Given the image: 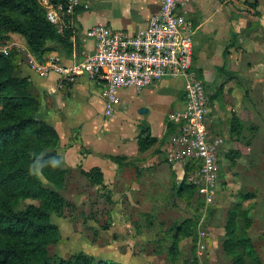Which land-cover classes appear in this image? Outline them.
<instances>
[{
    "label": "crops",
    "instance_id": "crops-1",
    "mask_svg": "<svg viewBox=\"0 0 264 264\" xmlns=\"http://www.w3.org/2000/svg\"><path fill=\"white\" fill-rule=\"evenodd\" d=\"M82 1L89 8L73 16L71 53L53 51L44 54L41 59L55 55L63 65H69L73 62V53L80 60L85 54L92 52L94 41L85 36L86 30L91 26L101 24L114 30L134 33L148 26L151 14L158 8L157 0ZM230 1L233 0L184 1V9L196 27L193 66L205 79L214 73L219 78L227 79L225 73L216 69L226 65L227 71L233 73L235 79H227L225 84L235 87V92L241 98V101L231 100L230 116L231 112H235L241 120L240 113L247 111L258 132L254 116L264 108V0H243V5H240L244 9L242 18L234 15L228 8L226 3ZM249 2H257L256 7H250ZM255 12L259 17L253 21L250 13ZM10 37L16 38L17 35ZM230 43L224 57L223 52ZM22 69L30 76L31 91L40 98L36 117L51 125L60 137L57 151L63 157L67 170L65 184L60 189L61 195L70 204L85 202L94 196L100 198L102 207H105L107 203L101 194H104V190L108 191L112 200L111 207L100 212L102 216L99 217L107 218L111 215L114 219L112 231L120 235L131 232L135 227L129 214L133 209H140L137 214L134 213V218L146 214L151 217L154 205L166 195L168 184L173 182L172 174L176 177L175 184L178 186L181 183L180 166L168 162L166 158L165 146L168 139L161 141L170 113L183 107L184 92L181 82L163 79L138 94L132 89H122L118 93L119 100L113 116L106 118L99 82L80 76L75 82L60 88L57 75L40 78L25 64H22ZM242 86L245 89L243 95L237 89ZM141 109L144 111H140ZM221 113L224 112L215 100L214 108H209L208 119L209 130L215 135L217 134L210 127L220 124L223 119L227 121ZM229 121L230 119L223 134L227 138L230 137ZM127 122L131 129L129 135L122 130ZM112 124L122 126L119 133L110 134L108 130ZM143 131L156 137L158 142L149 149L140 151L137 140ZM244 137L243 130L241 139ZM250 146L251 142L248 147ZM223 151L224 146L220 154V168L224 158ZM109 156L122 157L123 165L112 161ZM91 169L99 170L103 180L102 187L92 184L90 178L83 173ZM65 185H68L67 195L62 192ZM122 209H125L123 213ZM122 246V242H119V249L123 253L120 254L127 261L117 259V262L150 264L148 259L141 256L124 253L125 248H121Z\"/></svg>",
    "mask_w": 264,
    "mask_h": 264
},
{
    "label": "trees",
    "instance_id": "trees-1",
    "mask_svg": "<svg viewBox=\"0 0 264 264\" xmlns=\"http://www.w3.org/2000/svg\"><path fill=\"white\" fill-rule=\"evenodd\" d=\"M256 5L257 2H249L252 8ZM83 10L78 7L75 14ZM10 34L22 37L30 52L41 60L44 54L53 51L71 53L74 26L72 30L59 33L47 20L44 8L36 0H0V38L7 40ZM230 46L231 43L226 46L224 57ZM22 64L24 62L16 51L0 54V264H54L51 263L47 248L57 240L59 228L51 218L53 214L63 215L71 206L60 193L66 181L67 170L63 157L57 151L60 139L57 131L36 117L40 98L31 91L29 78L21 74ZM216 69L225 73L227 79H235V75L227 71L225 64ZM243 130L239 116L231 112L230 137L241 139ZM174 131L175 125L167 121L161 141L168 139ZM249 132L250 138L246 141V146L250 145L257 127L252 126ZM142 133L137 140L140 151H145L158 142L147 131ZM52 156L60 159L59 165H52ZM225 156L235 165L236 160L241 157V151L230 150ZM109 158L123 165L122 157ZM188 169L186 168L187 171ZM83 173L90 178L92 184L102 187L103 180L98 169ZM172 175L171 198L185 193L196 195L195 188L186 184L185 180L177 186L175 174ZM245 197L250 196L247 194ZM238 213L231 212L228 216L223 251L231 257L232 264H263L255 245L246 236V229L239 232ZM191 221L187 218L174 227V237L186 236L188 232L185 230ZM57 264L123 263L95 260L87 254L76 253L68 259H61Z\"/></svg>",
    "mask_w": 264,
    "mask_h": 264
},
{
    "label": "built area",
    "instance_id": "built-area-1",
    "mask_svg": "<svg viewBox=\"0 0 264 264\" xmlns=\"http://www.w3.org/2000/svg\"><path fill=\"white\" fill-rule=\"evenodd\" d=\"M36 1L59 33L72 30L76 8H89L82 0ZM157 1L158 8L151 14L148 26L134 33L101 24L91 26L85 36L94 41L92 52L80 60L73 53L69 65H63L55 55L38 59L25 42L16 38H0V54L18 52L37 77L57 75L60 88L80 76L99 82L106 118L113 116L122 89L138 94L163 79L181 82L184 103L169 115L168 121L175 125V131L166 142L165 154L168 162L180 166L179 181L193 186L202 200V214L196 226L200 259L207 239L202 224L218 186L223 139L209 130V95L193 66L196 27L184 9L185 0Z\"/></svg>",
    "mask_w": 264,
    "mask_h": 264
},
{
    "label": "rangeland",
    "instance_id": "rangeland-1",
    "mask_svg": "<svg viewBox=\"0 0 264 264\" xmlns=\"http://www.w3.org/2000/svg\"><path fill=\"white\" fill-rule=\"evenodd\" d=\"M243 2V0H233L227 2L226 5L234 15L242 18L244 9L240 5H243ZM250 14L253 21L259 17L256 12ZM10 35L16 36L17 34ZM16 38L24 42L19 35ZM206 63L209 65V61L206 60ZM20 71L30 80V76L22 69V66ZM196 72L206 90L208 89L209 108H214V101L217 100L218 107L224 112L221 116L227 119V121L223 119L215 127H210L223 139L224 158L221 161L218 186L213 202L208 207L202 224L207 239L204 240L205 249L201 258L199 259L197 255L196 226L202 214V200L195 194L186 193L171 198V185L168 184L166 195L154 205V214L151 217L146 214L147 217L141 215L134 218V213L137 214L140 209H133L129 214L130 221L135 224V227L131 229V232L121 235L112 231L114 219L111 215L107 218L99 217L102 216L100 212L107 210L112 204L106 190L103 191L104 194H101L105 203L108 204H105V207H102L100 198L91 196L85 202H71V206L61 216L53 214L51 219L58 226L59 233L57 240L47 248L51 263L57 264L61 259H68L76 253L87 254L95 260L127 261V258L120 254L119 242H122L121 248H125L124 253L141 256L148 259L150 264H232L231 257L223 251L222 245L226 239L225 226L229 214L239 212L237 216L239 232H242L241 229H246V236L255 245L264 264V108L258 112L257 116H254L258 132L251 139L250 147L245 143L250 138L249 130L255 123L245 110L240 113L245 137L240 140L227 138L223 134L230 119L231 100L241 101L240 95L237 91L235 92V87L225 84L228 82L226 78H219V75L214 73L205 79L197 70ZM237 89L243 95L244 87ZM121 127L120 124H112L108 131L114 135L120 132ZM124 127L122 128L123 133L129 135L131 129L128 122ZM234 149H241V157L235 165H232L225 154ZM67 186L65 185L62 191L64 195L68 194ZM247 194L250 197L246 198ZM27 203L28 201L25 202ZM124 210L122 209L121 212L123 213ZM187 218L192 220L185 230L188 234L174 237L176 234L174 227Z\"/></svg>",
    "mask_w": 264,
    "mask_h": 264
},
{
    "label": "clouds",
    "instance_id": "clouds-1",
    "mask_svg": "<svg viewBox=\"0 0 264 264\" xmlns=\"http://www.w3.org/2000/svg\"><path fill=\"white\" fill-rule=\"evenodd\" d=\"M50 160H51V163H52V165H59L60 164V159L58 158V157H56V156H52V157H50Z\"/></svg>",
    "mask_w": 264,
    "mask_h": 264
},
{
    "label": "water",
    "instance_id": "water-1",
    "mask_svg": "<svg viewBox=\"0 0 264 264\" xmlns=\"http://www.w3.org/2000/svg\"><path fill=\"white\" fill-rule=\"evenodd\" d=\"M140 111H144V109H141Z\"/></svg>",
    "mask_w": 264,
    "mask_h": 264
}]
</instances>
